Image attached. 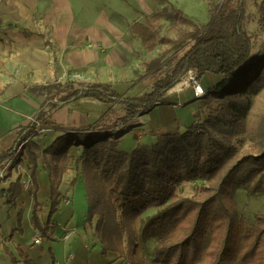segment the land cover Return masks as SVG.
Masks as SVG:
<instances>
[{"label":"trees","instance_id":"trees-1","mask_svg":"<svg viewBox=\"0 0 264 264\" xmlns=\"http://www.w3.org/2000/svg\"><path fill=\"white\" fill-rule=\"evenodd\" d=\"M156 1L165 6L144 14L143 19L134 21L130 29L140 38L147 53L153 52L159 45H170V48L178 49L184 44H191L175 60L171 73L160 78L152 91L139 96H126L112 84L104 82L87 83L77 88L67 83L32 86L34 92L46 95V98L33 120L18 129L13 145L0 152V171L5 172L0 176V186L11 179L15 168L28 162L29 193L34 199L32 226L41 238L53 239L56 223L51 222V217L65 197L61 185L67 171V161L72 158L80 165L85 183L88 200L87 223H96L95 230L100 235L104 253L117 252L126 264H136L133 257L136 246L134 220L148 209L159 208L146 226L161 233L168 224H174L179 219H187V226L181 236L167 241L156 250L158 264H196L202 254L203 239L210 219H217L222 228L217 233V245L210 250L211 258L207 264H231L237 215L235 207L228 201L229 196L239 186H245L250 193L264 188V185L253 183L258 173L264 174V141L260 152L238 154L232 137L223 136L221 133L216 135L210 130V126L219 123L212 115L205 117V124L200 129L193 123L182 133L152 129L150 133L155 140L150 144H138L131 151L118 148V144L123 135L134 126L132 123L136 118L166 103L162 101L163 97L190 70L195 71L200 80L207 73L222 77L199 97L205 104L214 98L236 99L255 89L258 79L264 77V45L253 52L252 36L244 26L247 0H240L235 9L226 6V0L211 6L209 20L204 26L198 24L171 0ZM259 11L260 25L264 29V0H261ZM169 15L178 25L185 26V30L177 37L162 34V20ZM3 41L0 38L2 45ZM143 64L145 72L138 80L160 73L164 65L160 56L148 59ZM51 91L63 94L59 98L48 97ZM82 97L121 105L124 113L113 115V108L110 107L96 122L84 127L51 124L48 129L58 135L49 145L41 144V133L36 124L40 120L45 121L52 110ZM228 111L236 113L237 108L232 104ZM136 132L140 134L142 130L137 129ZM72 147H77L81 152L77 157L70 155ZM40 159L44 161V169L49 172L50 181V206L46 221L41 217L43 208L38 200ZM92 164L100 168L103 184L111 193L112 202L107 201L104 204L108 211L113 206L119 220L115 226L119 243L115 247L108 246L112 228L103 227L104 217L101 212L96 211L99 198L93 200L95 189ZM194 180L202 181L200 186L203 187V193L199 197H177L176 201L165 206L170 198L176 197L175 192L180 183ZM206 182L210 184L205 186ZM24 189L22 175H19L7 189H2L1 194L7 198L8 205L17 206L16 199ZM21 214L19 213L18 219L19 231H22ZM256 220L258 224L254 238L242 256L247 261L254 259L259 244L264 243V214H257ZM239 221L243 223L242 219ZM12 259L16 263L13 254ZM26 261L31 262L27 257Z\"/></svg>","mask_w":264,"mask_h":264},{"label":"crops","instance_id":"crops-1","mask_svg":"<svg viewBox=\"0 0 264 264\" xmlns=\"http://www.w3.org/2000/svg\"><path fill=\"white\" fill-rule=\"evenodd\" d=\"M81 1L0 0V38L4 40V45L0 42V152L13 145L18 129L33 120L44 101L31 91L24 75L48 76L47 81L56 82L42 79L41 84H51L63 83L60 81L65 77V80H73L78 74L87 79L85 84L104 82L112 84L116 90H128L135 85L136 73L144 67L142 62L149 59L143 58L145 48L130 26L140 20L142 13L154 12L156 0H95L96 14L78 19L79 6H87ZM17 64L21 66V77L13 72ZM217 77L221 76L207 73L201 81L206 83ZM193 94L192 89L181 94L168 92L162 99L167 104L155 107L147 114L148 120L146 114L138 117L128 132L135 135L133 146L152 143L155 140L150 133L152 129L179 132L190 126L195 121V108L190 106L195 100ZM112 106L92 97H82L50 112L46 122L84 127L96 122ZM88 110L97 112L93 115L87 113ZM85 120L87 122L83 124ZM137 129L142 133L136 132ZM50 131L46 146L58 135ZM79 154L77 147L71 148V156ZM71 162L76 163L73 159ZM17 168L12 171L11 179L0 186V264H126L119 253H104L100 243L90 241L87 229L90 223L86 218L88 200L81 182L64 194L58 210L51 217V222L56 223L54 238H42L36 243L39 233L32 226L34 199L29 193V167L28 172H20ZM39 169L38 200L43 208L41 217L46 221L50 181L43 159L39 160ZM19 175H22L25 189L16 199L17 206H10L1 191ZM67 177L68 173H65L61 189L67 187ZM19 213H22V231L18 230Z\"/></svg>","mask_w":264,"mask_h":264},{"label":"rangeland","instance_id":"rangeland-1","mask_svg":"<svg viewBox=\"0 0 264 264\" xmlns=\"http://www.w3.org/2000/svg\"><path fill=\"white\" fill-rule=\"evenodd\" d=\"M176 6L182 8L188 16L195 20L201 26H204L209 20V8L214 7L215 4H220L223 0H171ZM87 6L80 7V12H77L78 19H84L93 17L96 14L95 0H82ZM80 2V3H81ZM240 0H226V6L230 9H235L238 7ZM261 0H247V17L245 19L244 26L248 33L252 36L253 40V52L260 49L264 45V29L260 25V6ZM165 5H161L157 2L156 10H160ZM169 12L171 10L167 7ZM83 9V10H82ZM145 14V13H144ZM144 14L142 13L139 18L143 19ZM147 14V13H146ZM183 30L185 26L178 25L172 16H166L162 20V34L169 37H177ZM190 43L182 45L178 49L170 48V45H159L153 52L147 53L143 49V58L152 59L154 57L160 56L163 65V70L155 75H149L140 81L138 78L145 72V66L138 69L136 73V83L128 90L118 89V91L126 96L143 95L152 91L155 83L162 77L171 73L173 64L177 58L182 56L185 51L190 47ZM142 48V47H141ZM142 65L143 62H142ZM21 66L17 64V69L13 72L17 74L18 77L23 75ZM58 75H54L55 78ZM26 84H28L31 89L32 86L41 84L44 82L42 79L48 80V76H42L38 74L24 75ZM66 78V77H65ZM62 79L60 82H65L67 84H72L73 88L80 87L84 85L87 79L84 76L76 75L73 80ZM222 77H217L215 80L209 79L208 82L201 81L203 86L208 89L215 83H217ZM185 79V77H184ZM54 80V79H53ZM56 82V81H47ZM46 83V82H45ZM258 85L255 89L248 91V93L243 94L236 99L214 98L210 103L205 104L203 99L194 94V101L190 103V106L195 108L193 113L195 121L193 124L200 129L203 126L206 116L214 115L218 120L216 126H210V130L218 135V133L223 136L232 137L233 143L238 149V154L241 153H258L261 151L264 141V77H261L256 82ZM191 90L189 87H184L182 91H176L170 89L168 92L170 94H181L186 90ZM31 91H33L31 89ZM34 92V91H33ZM37 95L45 100L46 95L35 92ZM63 92L51 91L48 97L59 98ZM198 98V99H197ZM167 104V101H165ZM186 105L189 104L185 102ZM184 103V104H185ZM234 104L237 108V112L228 111V107ZM113 115L123 114V107L118 104H114ZM53 111V110H52ZM51 111V112H52ZM49 112V111H48ZM95 114L96 110H88L87 113ZM152 112V111H151ZM150 113V112H149ZM147 113V114H149ZM146 114V119H149V115ZM50 116V115H49ZM48 116V117H49ZM40 120L36 126L41 133V144L46 145L50 140V129L48 127L51 123ZM95 117V116H94ZM92 118V117H91ZM137 119V118H136ZM82 122V121H80ZM87 122L85 120L83 124ZM188 127L180 129L179 132H185ZM238 138V139H237ZM147 140V138H145ZM136 138L133 132L128 133L122 138L118 144V148L131 151L133 145L135 144ZM80 152V151H79ZM81 153V152H80ZM66 160V159H63ZM72 160V158H71ZM69 161V163H68ZM67 161V171L68 177L66 178V186L62 189L64 194L75 187L77 182H81L85 187L84 179L81 174L80 165L76 163H70V159ZM74 161V159H73ZM66 162V161H65ZM76 162V161H75ZM66 164V163H65ZM28 162L23 166H19L17 169L20 172H28ZM25 168V169H24ZM100 168L97 165L92 164V173L94 176V189L95 197L99 198V202L96 206V211L101 212V216L104 217L105 222L103 227L112 228V232L109 234V247H115V244L119 243V237L116 233V225L118 223L117 214L113 206L111 210L108 211L106 208V202H112L111 193L109 188L103 184V175L99 173ZM65 175V174H64ZM202 181H184L177 186L176 197H172L166 202L169 205L177 200V197H192L201 195L203 193V187L200 186ZM253 183H258L260 186L264 185V174L258 173ZM210 183L206 182L205 186ZM64 184L61 185V188ZM86 189V188H85ZM229 203L235 207V213L237 215V232L233 244L232 258L230 260L231 264H264V243L259 244L258 250L255 257L251 261L243 259V254L246 252L250 241L254 238L253 235L256 232V226L258 224L256 220V215L264 214V188L256 193H250L245 186L235 187L231 196H229ZM105 202V204H104ZM159 208L148 209L144 214L135 219L133 223V229L136 239V246L134 248V260L136 264H158L156 259V250L169 240L178 238L186 231L187 219H179L174 224H168L164 232H158L155 228L146 226L147 221L153 216ZM100 214V213H99ZM98 214V215H99ZM113 216V217H112ZM242 219L243 223L239 220ZM95 224L92 223L87 226L90 241L94 240L100 243V235L95 230ZM104 227V228H105ZM222 226L217 223V219H210L207 224V233L203 239V249L202 254L196 264H207L210 261V250L217 245V233L221 230ZM105 229V230H106ZM124 244L125 240H122ZM121 244V243H120Z\"/></svg>","mask_w":264,"mask_h":264},{"label":"built area","instance_id":"built-area-1","mask_svg":"<svg viewBox=\"0 0 264 264\" xmlns=\"http://www.w3.org/2000/svg\"><path fill=\"white\" fill-rule=\"evenodd\" d=\"M184 83L181 87L176 88L173 87V91H182L184 87H190L193 90V93L197 97H201L205 93V87L203 86L201 80L197 77V74L195 71L190 70L186 76L185 79L183 78L178 84ZM5 172L3 170L0 171V176H3ZM42 238L37 236L35 242L39 243L41 242Z\"/></svg>","mask_w":264,"mask_h":264},{"label":"bare ground","instance_id":"bare-ground-1","mask_svg":"<svg viewBox=\"0 0 264 264\" xmlns=\"http://www.w3.org/2000/svg\"><path fill=\"white\" fill-rule=\"evenodd\" d=\"M216 76H220V75H216ZM183 84H184V83L177 84L175 87H176V88H179V87H181Z\"/></svg>","mask_w":264,"mask_h":264}]
</instances>
